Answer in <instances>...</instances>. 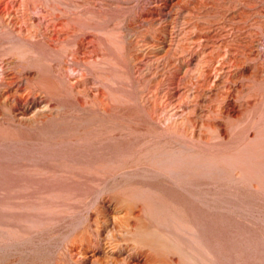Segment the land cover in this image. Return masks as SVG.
Returning a JSON list of instances; mask_svg holds the SVG:
<instances>
[{
  "label": "rangeland",
  "instance_id": "rangeland-1",
  "mask_svg": "<svg viewBox=\"0 0 264 264\" xmlns=\"http://www.w3.org/2000/svg\"><path fill=\"white\" fill-rule=\"evenodd\" d=\"M3 73L0 264H264V0H0Z\"/></svg>",
  "mask_w": 264,
  "mask_h": 264
},
{
  "label": "bare ground",
  "instance_id": "bare-ground-1",
  "mask_svg": "<svg viewBox=\"0 0 264 264\" xmlns=\"http://www.w3.org/2000/svg\"><path fill=\"white\" fill-rule=\"evenodd\" d=\"M2 70V69H1ZM2 72V71H1ZM4 74V73H3ZM1 76H2V73H1ZM11 79V77L10 76H8L7 74H4L3 75V77H2V80L0 81V85H3L5 82H8V81H11L10 80ZM0 89H2V88H0ZM0 91H2V96H4L5 95V93H4V90H0ZM20 93V90L19 89H16L15 90V93H13L11 96H12V101H10L11 99L10 98H5V101L6 102H9L10 103V105H12L13 103H16V102H18L17 104H19L20 105V108H19V110H22V115H26L27 113H29V112H31V110H32V108L34 107V105H35V102H32V103H29L28 104V101L26 100V99H23V102H21V100L22 99H18L17 98V96L16 95H18ZM21 94V93H20ZM16 104V105H17ZM85 250V249H84ZM80 253V252H79ZM87 253L88 252H86L85 253V255H87ZM78 254V253H77ZM90 255V254H89ZM92 256V255H91ZM86 257V256H85ZM97 260H99V259H97ZM96 260V258H93V256L92 257H86V262H85V264H99L98 263V261ZM147 261V260H146ZM145 261V262H146ZM143 262V261H142ZM101 264V263H100ZM137 264V263H136ZM149 264V263H148ZM154 264V263H153Z\"/></svg>",
  "mask_w": 264,
  "mask_h": 264
}]
</instances>
